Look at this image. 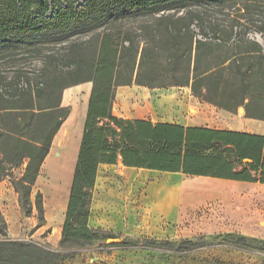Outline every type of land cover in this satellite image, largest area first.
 Instances as JSON below:
<instances>
[{"label":"trees","instance_id":"obj_1","mask_svg":"<svg viewBox=\"0 0 264 264\" xmlns=\"http://www.w3.org/2000/svg\"><path fill=\"white\" fill-rule=\"evenodd\" d=\"M228 1L0 0V61L30 55L41 63L33 71L15 67L11 76L0 66V180L24 163L20 177L10 181L21 213L27 217L35 209L38 224L44 221L42 200L39 192L32 200L31 189L54 135L70 112L61 104L62 92L91 83L61 227V251L29 240L5 239L0 241V264H59L73 257L75 250L102 240L106 253L142 249L181 255L205 246L198 242L202 237L141 242L119 240V235L90 227L92 191L101 164L120 160L126 167L182 170L264 184L263 136L185 128L112 113L116 88L135 84L151 89L188 87L200 101L234 113L243 107L245 117L264 120V20L253 28L262 39L258 42L245 30L234 34L233 20L215 27L192 10ZM132 18L143 20L137 31L109 30L95 39H75ZM53 47L62 49L59 56L65 67L53 65L54 54L45 52ZM198 155L206 164L194 159L189 165L188 157ZM223 156L249 158L247 165L258 177L247 169L233 172L234 163L221 162ZM5 228L0 212L2 236ZM237 241L244 237L238 236Z\"/></svg>","mask_w":264,"mask_h":264},{"label":"rangeland","instance_id":"obj_2","mask_svg":"<svg viewBox=\"0 0 264 264\" xmlns=\"http://www.w3.org/2000/svg\"><path fill=\"white\" fill-rule=\"evenodd\" d=\"M192 10L200 12L206 24L214 23L215 27L227 26L233 20L234 34H241L245 30L249 38L262 41L253 28L264 20V0H230L223 6L194 7ZM142 21L133 18L121 20L75 39L81 42L89 38L95 39L109 30L128 28L137 31ZM193 29L196 30L195 27ZM45 52L54 54L53 65L65 67L66 61L59 56V52H62L60 47H53ZM40 64L38 59L30 55H25L18 61L10 58L0 61V66L8 76L12 75L15 67L33 71ZM89 84L90 82L80 83L68 88L64 94L70 108L74 104L80 106L76 117L77 126L82 121V103L88 95ZM138 88H144L145 92L150 93V97L156 92L154 88ZM172 90L183 91L178 87ZM189 111L193 113L194 108L190 107ZM235 113L243 115L238 110ZM54 157L52 154V160ZM23 169L24 163L12 168L9 175L3 178L7 185L2 188L0 208L6 228L5 236L0 234V241L29 240L60 252L59 239L65 209L55 221L51 220L48 213L50 198L46 197L49 178L43 169V175L40 173V179L35 181L31 189V199H34L37 192L40 193L44 221L38 224L35 209L26 217L17 204L14 207L9 204L8 191L13 192L10 180L20 177ZM152 173L155 172L124 168L119 163L100 166L92 191L89 226L119 235V240L142 242L143 239H153L157 242H178L202 237L198 242L204 244V247L181 255L142 249H111L106 253L104 240L93 241L85 248L75 250L73 257L61 259L59 264H264V239L254 240L250 237L252 234L264 237V187L254 185L239 190L238 186L231 185L230 188L221 190L182 193L179 200L168 201L169 198H174L172 187L179 181L157 192ZM68 194L69 189L65 202ZM238 236H243L244 241H237Z\"/></svg>","mask_w":264,"mask_h":264},{"label":"crops","instance_id":"obj_3","mask_svg":"<svg viewBox=\"0 0 264 264\" xmlns=\"http://www.w3.org/2000/svg\"><path fill=\"white\" fill-rule=\"evenodd\" d=\"M78 85L80 84L67 87L63 90L64 93L62 92L61 96V104L63 106L69 105L68 101H66V96L64 95L65 91L68 88L70 89ZM89 85L90 86H88L87 88L88 95L85 96L82 103V105L84 106V111L82 112V121H80L77 126V110L78 108H80V106L76 104L71 105V108L68 106L70 112L65 118V120L62 122L57 133L54 135L51 145L49 147V152L40 167L39 175L37 176L36 180L40 179V173L43 175L42 167L44 165L45 160L51 154L59 156V154H61V152L69 145L71 141H75V156L73 161L74 170L79 144L81 140V134L83 130L91 83ZM138 87L140 86L132 84L118 86L116 88L115 98L112 106L113 115L129 119H145L150 120L154 123L160 122L176 124L185 128H204L211 130L232 131L254 134L264 137V120L249 118L245 117L244 115H238L234 112L224 110L210 103L200 101L191 94L190 89L188 87H178L182 88L183 91L172 90L174 87L154 88L156 92L153 93V96L151 97L149 92H145L144 88L139 89ZM190 107L194 108L193 113L189 111ZM183 154L184 144L182 156ZM223 157H221L220 159L221 162L223 160H227L232 161L234 163V167L232 169L233 172H239L243 169H247L253 177H258L259 173L250 170L249 166L247 165L251 162L249 158H243L241 160H238L235 157ZM194 159H197L198 163L202 164V166L206 164L204 157L200 155L193 156V158L188 157V164H192V161ZM118 163L124 168L128 169L134 168L155 172L152 173L151 176L155 177L156 183H154V185L156 186L157 192H159L162 188L172 186L175 182L179 181L176 186L172 187V190L175 193L174 198L171 197L170 199H168V201H171V199L172 201L179 200L182 193H187L190 191L221 190L224 188H230L231 185L238 186L239 190H245L247 187H251L254 185L260 188L264 187V184H261L259 182L238 181L224 177H216L212 175H198L194 173H185L182 170L176 172H167L137 167H126L121 163L120 160L116 164ZM102 165L107 164H101L99 165V167ZM6 185L7 184L4 179L0 181V195L3 194L2 188H5ZM12 191L13 192L8 191L10 196L9 204L10 206L14 207V205L17 204V194L14 192L13 187ZM64 205L65 206H63L62 209L66 210L67 202H65ZM1 210L2 209L0 208V212ZM90 217L91 216L89 215L88 222L91 220ZM250 237L261 240L264 239V237L260 234H252V236Z\"/></svg>","mask_w":264,"mask_h":264},{"label":"bare ground","instance_id":"obj_4","mask_svg":"<svg viewBox=\"0 0 264 264\" xmlns=\"http://www.w3.org/2000/svg\"><path fill=\"white\" fill-rule=\"evenodd\" d=\"M79 110L80 108H78L77 114ZM74 156L75 143L71 141L63 154L55 155L53 160L51 154L42 167L46 172V177L49 178L46 197L50 198V210H48V213L52 221H55L56 217L63 212L62 208L65 206V199L72 176Z\"/></svg>","mask_w":264,"mask_h":264},{"label":"water","instance_id":"obj_5","mask_svg":"<svg viewBox=\"0 0 264 264\" xmlns=\"http://www.w3.org/2000/svg\"><path fill=\"white\" fill-rule=\"evenodd\" d=\"M238 112L243 114V113H244V109H243V107H240V108L238 109ZM108 241H109V240H107V242H108Z\"/></svg>","mask_w":264,"mask_h":264}]
</instances>
